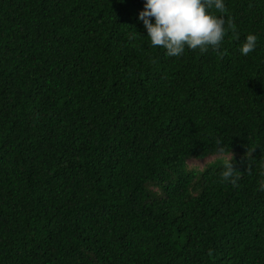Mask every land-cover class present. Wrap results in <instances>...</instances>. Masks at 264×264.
Masks as SVG:
<instances>
[{"label": "trees", "instance_id": "16d2710c", "mask_svg": "<svg viewBox=\"0 0 264 264\" xmlns=\"http://www.w3.org/2000/svg\"><path fill=\"white\" fill-rule=\"evenodd\" d=\"M143 4L0 0V264H264V0L178 57Z\"/></svg>", "mask_w": 264, "mask_h": 264}, {"label": "clouds", "instance_id": "9594fccd", "mask_svg": "<svg viewBox=\"0 0 264 264\" xmlns=\"http://www.w3.org/2000/svg\"><path fill=\"white\" fill-rule=\"evenodd\" d=\"M225 10V0H144L137 18L142 21L151 45L162 46L166 55L178 57L185 48H218L226 32L235 30L233 20L223 15ZM256 46L257 35L249 32L239 51L246 55ZM217 154L223 165L220 176L235 185L239 171L233 167L231 152L218 146ZM260 169V176L264 177V162ZM258 189L264 190V179L259 181Z\"/></svg>", "mask_w": 264, "mask_h": 264}, {"label": "rangeland", "instance_id": "374dc122", "mask_svg": "<svg viewBox=\"0 0 264 264\" xmlns=\"http://www.w3.org/2000/svg\"><path fill=\"white\" fill-rule=\"evenodd\" d=\"M209 159H210V158H206V159H203V160H190L189 163H190V165H196V166L201 167V166H203L204 163H205L207 160H209Z\"/></svg>", "mask_w": 264, "mask_h": 264}]
</instances>
